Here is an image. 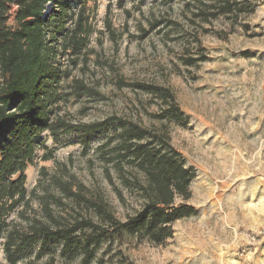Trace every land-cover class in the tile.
I'll use <instances>...</instances> for the list:
<instances>
[{
	"label": "rangeland",
	"instance_id": "374dc122",
	"mask_svg": "<svg viewBox=\"0 0 264 264\" xmlns=\"http://www.w3.org/2000/svg\"><path fill=\"white\" fill-rule=\"evenodd\" d=\"M185 4L88 3L97 31L90 39L97 53L91 60L98 59L99 66L90 62L84 78L98 83L101 96L84 100L86 115L78 114L81 104L69 106V112L84 123L115 115L150 129L165 125L172 146L194 171L189 204L197 210L195 216L174 224V237L164 246L122 232L101 246L91 264H264V0H254L251 13L232 21L196 20ZM9 25H14L13 19ZM185 54L205 60L185 66ZM74 76L81 75L74 71ZM119 78L127 84L170 89L185 120H157L162 101L132 87H118ZM107 136L75 132L57 141L48 138L54 158L37 159L27 169V189L37 184L41 167L53 171L56 162L66 163L82 183L103 191L124 222L140 203L127 190L122 202L103 176L95 150ZM87 141L90 147L84 155ZM39 246L36 243L27 256L33 264L45 262L49 253L56 256V264H83L80 254L61 260V244L56 241L37 261ZM0 264H9L1 243Z\"/></svg>",
	"mask_w": 264,
	"mask_h": 264
},
{
	"label": "trees",
	"instance_id": "16d2710c",
	"mask_svg": "<svg viewBox=\"0 0 264 264\" xmlns=\"http://www.w3.org/2000/svg\"><path fill=\"white\" fill-rule=\"evenodd\" d=\"M74 1L0 0V243L9 264H33L27 256L38 242L34 258L41 260L54 241L61 244V260L80 254L83 264H91L101 246L122 232L164 246L174 237L176 222L197 214L189 204L194 171L172 146L165 125L150 129L115 115L84 123L69 112V106L81 104L78 114L84 116V100L101 96L98 83L84 78L90 62L99 66L98 59L91 60L97 54L90 48L97 32L88 7L91 0ZM184 1L192 17L202 22L237 20L254 8V0ZM106 28L114 37L111 25ZM204 60L182 57L185 66ZM117 86L161 100L164 107L157 120H185L170 89L127 84L122 78ZM75 132L108 134L95 150L103 176L122 202L127 190L140 203L124 222L103 191L82 183L66 163L56 162L53 171L41 167L37 184L27 189L28 167L37 159L54 158L47 139L57 141ZM89 147L87 141L84 155ZM39 264H56V256L49 253Z\"/></svg>",
	"mask_w": 264,
	"mask_h": 264
},
{
	"label": "bare ground",
	"instance_id": "6f19581e",
	"mask_svg": "<svg viewBox=\"0 0 264 264\" xmlns=\"http://www.w3.org/2000/svg\"><path fill=\"white\" fill-rule=\"evenodd\" d=\"M49 8H51V7L49 6Z\"/></svg>",
	"mask_w": 264,
	"mask_h": 264
},
{
	"label": "crops",
	"instance_id": "0c3cea01",
	"mask_svg": "<svg viewBox=\"0 0 264 264\" xmlns=\"http://www.w3.org/2000/svg\"><path fill=\"white\" fill-rule=\"evenodd\" d=\"M29 168V167H28Z\"/></svg>",
	"mask_w": 264,
	"mask_h": 264
}]
</instances>
